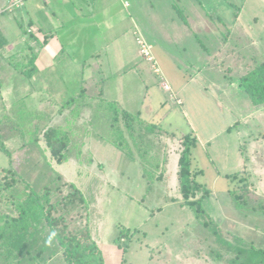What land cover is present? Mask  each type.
Returning <instances> with one entry per match:
<instances>
[{"label": "rangeland", "instance_id": "374dc122", "mask_svg": "<svg viewBox=\"0 0 264 264\" xmlns=\"http://www.w3.org/2000/svg\"><path fill=\"white\" fill-rule=\"evenodd\" d=\"M4 1L11 0H0V5ZM126 1L130 16L113 32L99 37L102 68L97 62L85 71L60 58L33 78L20 71L24 59L40 48L34 35L28 36L38 34L28 23L31 15L14 9L0 16L4 34L0 32V45L5 44L0 46V68L5 51H16L8 59L17 71L14 79L10 76L11 82L21 88L16 101L22 100L23 91L35 98L29 99L33 102L28 103L30 107L18 102L12 105L7 99L1 102L0 146L7 154L0 150V167L17 172L21 181L14 192L21 195L52 188L59 177L79 188L88 201L89 223L105 264H112L109 256L115 248L119 249V264H229V257L219 262L212 255L216 250L213 234L199 223L181 195L178 173L184 147L180 138L190 135L198 142L190 150L189 168L196 172L198 183L215 191L210 203H227L223 217L228 221L219 223L208 214L224 233L248 236L254 230L255 240L247 241L264 249V214L237 209L231 195L239 191L250 204L264 201V109L255 108L239 86L241 75L264 63V0H246L242 7L224 0ZM124 33L119 44L116 38ZM137 37L152 45L161 73L184 104L171 100V93L166 95L154 85V96L143 91H113L110 98L118 100L122 109L133 115L142 112V119L161 128L149 136L152 144L146 152L139 154L134 149L135 155L130 157L111 142L121 133L104 113L107 106L95 84L101 76L114 75L127 61L142 62ZM183 82L188 85L178 91ZM80 92H85L83 100L60 111L61 104ZM154 110L162 111L155 119L147 117ZM227 125L233 129L229 136L217 139L218 149L212 148L217 144L205 146ZM47 126L70 128L72 141L65 163L54 160L39 136ZM243 134L246 139H259L249 146L251 161H243L253 174L250 177L239 175L241 156L224 146ZM123 136L131 142L125 129ZM228 174L237 178L230 179ZM231 222H242L250 230L241 225L243 231L232 230Z\"/></svg>", "mask_w": 264, "mask_h": 264}, {"label": "trees", "instance_id": "16d2710c", "mask_svg": "<svg viewBox=\"0 0 264 264\" xmlns=\"http://www.w3.org/2000/svg\"><path fill=\"white\" fill-rule=\"evenodd\" d=\"M33 35L30 33L28 36ZM37 72L27 71L30 78ZM239 84L248 93L255 108H264V63H258L241 75ZM84 95L85 92L80 93L65 105L61 104L60 111L83 100ZM102 102L107 106L104 113H108L111 126L116 123L114 130L121 133L119 138L115 136L111 142L130 157L135 155V150L139 154L146 152L152 144L149 136L156 135V131L161 129L158 128L159 125L146 122L140 115L129 113L116 102L103 99ZM110 111L113 112L111 115ZM67 129L47 126L39 134L54 160L60 164L69 159L68 151L72 140L70 128ZM124 129L131 142L123 136ZM180 139L184 147L179 158L178 173L181 195L186 205L195 212L199 223L213 234L216 250L212 255L219 262L229 257L226 260L229 264H264V249L238 235L224 233L210 217L204 201L210 197L212 190L198 183L194 177L196 172L192 173L189 168V153L198 140L190 135H184ZM0 150L7 154L5 148L0 146ZM235 176L230 175L229 178H237ZM20 181L15 170L0 167V202H3L0 203V264H105L104 254L89 223L88 201L79 188L59 177L52 188L29 190L21 195L14 192ZM242 181L247 182L246 179ZM238 192L231 193L237 209L264 214V201L250 204L246 199L247 195ZM53 231L56 232L55 238L51 244H46ZM124 233L126 231H122Z\"/></svg>", "mask_w": 264, "mask_h": 264}, {"label": "crops", "instance_id": "0c3cea01", "mask_svg": "<svg viewBox=\"0 0 264 264\" xmlns=\"http://www.w3.org/2000/svg\"><path fill=\"white\" fill-rule=\"evenodd\" d=\"M11 1H4V4L0 5V16H4L8 13L7 6L10 5ZM22 5L19 8L24 11H27L31 18L28 22L30 24L31 30H38V34L34 32V40L39 43L40 48L36 52L32 54V56H27L25 61L24 68L21 73H24L29 70L36 71V75L39 72L44 70V66L49 65L52 61L64 58L68 63L71 64L72 67L84 68L85 71L90 70L93 64H97L99 60H101V53L103 50L99 46V37H102L103 34L111 33L114 31L116 26L122 24V22L128 18L129 15V7L128 2L126 0H21ZM199 0V3H203ZM246 0H224V2L228 3L231 6L242 7ZM201 6V5H199ZM14 13V12H13ZM129 15V16H128ZM128 16V17H127ZM19 27L20 23L17 22ZM22 24V23H21ZM23 25V24H22ZM21 25V26H22ZM24 26V25H23ZM0 32H3L0 29ZM127 33V32H126ZM126 33L123 34L122 37H117L116 41L119 44H122V40L125 37ZM33 34V33H32ZM42 34L43 36H40ZM4 35V34H3ZM43 37V39L41 38ZM5 38V37H4ZM24 40V39H23ZM5 41L7 42L6 38ZM8 44V43H7ZM7 44L4 49L7 48ZM25 46V45H24ZM23 46V48H24ZM47 48V52H45ZM13 54V55H11ZM16 54V51L13 49H7L3 55L4 61L1 64L0 68V104L3 100H8V102H18L19 105H26L29 102L33 104L32 94H25L22 92V100H17L16 97L21 88L17 89L15 85L11 82L10 76L13 77L16 75V69L10 65V59L12 56ZM36 56V63L33 62V58ZM34 56V57H33ZM140 56V52H139ZM142 58V57H140ZM9 59V60H8ZM173 61V58L170 59ZM27 61V62H26ZM93 61V62H92ZM141 63H136V61H127L125 65L120 66L118 71L115 74L101 76L98 82L95 84L96 87L100 91L102 98L108 102H118L116 99L110 98L112 96L113 91H121L125 90L128 93L134 92H146L149 96H154L153 93V85L155 88H158L159 91H163L162 87L159 85L160 80L158 76L153 72L149 63L145 60L141 59ZM5 62V63H4ZM175 66H180L179 62L174 61ZM178 63V64H177ZM122 63H120L121 65ZM145 64V65H144ZM99 67H103L102 63L98 62ZM117 66V65H115ZM180 79H184V75L181 73L180 69H177ZM104 74L103 70H100V73ZM28 75L30 73H27ZM101 74V75H102ZM30 76V75H29ZM156 76V78L154 77ZM32 76L31 78H33ZM30 78V77H29ZM113 80V81H111ZM167 80V79H166ZM117 82L113 86H111L112 82ZM159 81V82H158ZM92 83L91 80H88V83ZM181 84L177 87L182 90L184 85ZM240 86V85H239ZM172 87V86H171ZM83 93V92H80ZM80 93L78 95H80ZM166 95V93L164 91ZM177 98L182 101L181 97L178 95V92L174 93ZM77 95V96H78ZM44 99L40 95V101ZM170 102V97L168 99ZM26 102V103H25ZM119 103V102H118ZM41 104V102H40ZM77 104V103H76ZM74 104L73 106H75ZM120 104V103H119ZM121 105V104H120ZM29 106V104H28ZM30 107V106H29ZM123 107V105H121ZM44 108V107H43ZM124 108V107H123ZM125 109V108H124ZM164 109V108H163ZM264 109V108H263ZM127 111V110H126ZM162 110H154L149 111L147 117L150 119L153 117L154 119L158 117L157 115L161 113ZM170 111V109L168 110ZM134 112V111H131ZM132 114V113H131ZM135 114V113H133ZM137 115V114H136ZM139 115H142V112H139ZM143 120H146L143 118ZM148 121V120H146ZM149 122V121H148ZM151 123V121H150ZM232 127L227 125L219 135H214L212 138H209L206 141L205 146H212V144H217V146H213L212 148H219L220 143L217 142V139L222 136H229L228 133L232 131ZM248 136V134H246ZM252 137V136H250ZM259 142V139L252 138L246 139L244 138V134L240 135L237 139L232 141H227L228 144L224 146H228L229 148H234L236 154L240 155L238 161H240V166L243 170H241L239 175L252 176V172L248 170V166L243 164V161L247 158L248 161H251L248 154L250 153L249 146H253ZM244 145H247V148H243ZM245 154H247L245 156ZM247 172V173H246ZM220 175V173H218ZM231 174H228L229 177ZM233 179V177H230ZM215 191L212 190V193L208 199L204 201L205 209L212 216V218L217 222L225 221L227 223L228 220H225L226 216L223 217L226 213L227 203L222 205L216 201V204L210 203V198L214 197ZM219 212V213H218ZM216 218V219H215ZM233 221V220H230ZM218 223V224H219ZM233 222H231V227ZM234 223L232 230H236L238 232L243 231L239 226L245 225L242 222ZM246 228V227H245ZM247 229V228H246ZM250 230V229H247ZM248 236H240L246 240H255V231L250 230ZM240 235V234H239ZM109 261L112 264L120 263V254L119 249H111V255L109 256Z\"/></svg>", "mask_w": 264, "mask_h": 264}, {"label": "built area", "instance_id": "2783aa9c", "mask_svg": "<svg viewBox=\"0 0 264 264\" xmlns=\"http://www.w3.org/2000/svg\"><path fill=\"white\" fill-rule=\"evenodd\" d=\"M21 0H13L10 5L7 7V11L11 12L13 11L15 8H19L21 7L22 3ZM137 44L139 45V49H140V54L143 58V60H145L147 63L150 64L151 69L153 70V72L158 76L159 80H160V84L162 89L166 92V93H171V100H176L177 103L179 105H182V101L176 97V95L173 92V89L171 87V85L168 83V81L165 79V76H163V74L161 73V69L158 65L156 56L153 52V47L152 45L148 44L143 38L141 37H137ZM175 95V96H174Z\"/></svg>", "mask_w": 264, "mask_h": 264}, {"label": "clouds", "instance_id": "9594fccd", "mask_svg": "<svg viewBox=\"0 0 264 264\" xmlns=\"http://www.w3.org/2000/svg\"><path fill=\"white\" fill-rule=\"evenodd\" d=\"M8 6H9V4H8ZM7 6V7H8ZM16 9V8H15ZM7 11V10H6ZM9 12V11H8ZM31 33V32H30ZM169 83V82H168ZM55 236H56V232L55 231H53V232H51L50 233V235L48 236V239L46 240V244H51V242H52V240L55 238Z\"/></svg>", "mask_w": 264, "mask_h": 264}]
</instances>
